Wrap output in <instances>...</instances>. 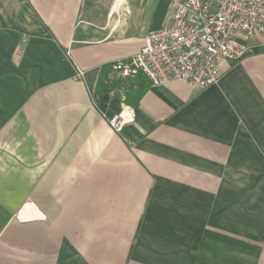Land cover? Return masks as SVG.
<instances>
[{
    "label": "crops",
    "instance_id": "crops-1",
    "mask_svg": "<svg viewBox=\"0 0 264 264\" xmlns=\"http://www.w3.org/2000/svg\"><path fill=\"white\" fill-rule=\"evenodd\" d=\"M172 1L0 0V264H264V36L199 93L113 69Z\"/></svg>",
    "mask_w": 264,
    "mask_h": 264
},
{
    "label": "built area",
    "instance_id": "built-area-1",
    "mask_svg": "<svg viewBox=\"0 0 264 264\" xmlns=\"http://www.w3.org/2000/svg\"><path fill=\"white\" fill-rule=\"evenodd\" d=\"M258 35L264 36V0H174L169 24L149 33L143 49L115 61L113 69L119 78L142 74L153 86L181 82L199 93L218 82L220 62L243 56L239 37ZM135 120L124 105L108 122L119 133Z\"/></svg>",
    "mask_w": 264,
    "mask_h": 264
},
{
    "label": "trees",
    "instance_id": "trees-1",
    "mask_svg": "<svg viewBox=\"0 0 264 264\" xmlns=\"http://www.w3.org/2000/svg\"><path fill=\"white\" fill-rule=\"evenodd\" d=\"M133 79L135 80L136 83H139V82L142 83L143 81H147L146 84H148V85L150 84L151 85V82L149 81V79L146 76L142 75V74H139L138 76H136ZM121 81L122 80L118 79L117 80V84L121 83ZM105 84L106 85H110V83L107 80L105 81Z\"/></svg>",
    "mask_w": 264,
    "mask_h": 264
}]
</instances>
